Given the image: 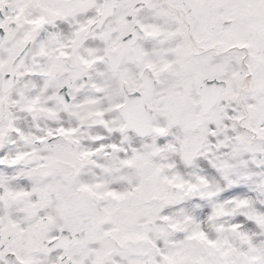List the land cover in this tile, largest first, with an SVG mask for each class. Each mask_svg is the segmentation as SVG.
<instances>
[{"label": "snow or ice", "instance_id": "snow-or-ice-1", "mask_svg": "<svg viewBox=\"0 0 264 264\" xmlns=\"http://www.w3.org/2000/svg\"><path fill=\"white\" fill-rule=\"evenodd\" d=\"M0 264H264V0H0Z\"/></svg>", "mask_w": 264, "mask_h": 264}]
</instances>
